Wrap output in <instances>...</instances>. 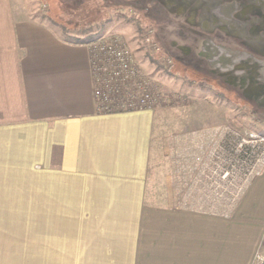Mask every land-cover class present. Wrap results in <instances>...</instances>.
<instances>
[{
    "label": "crops",
    "instance_id": "crops-1",
    "mask_svg": "<svg viewBox=\"0 0 264 264\" xmlns=\"http://www.w3.org/2000/svg\"><path fill=\"white\" fill-rule=\"evenodd\" d=\"M61 32L23 0H0V264H252L264 254V167L232 207L207 177L194 184L186 163L176 168L166 139L151 176L157 110L98 112L89 42ZM186 137L177 158L192 166L208 140Z\"/></svg>",
    "mask_w": 264,
    "mask_h": 264
},
{
    "label": "rangeland",
    "instance_id": "rangeland-1",
    "mask_svg": "<svg viewBox=\"0 0 264 264\" xmlns=\"http://www.w3.org/2000/svg\"><path fill=\"white\" fill-rule=\"evenodd\" d=\"M173 1L23 0V5L43 22L55 25L50 17L60 28L67 27L68 32L61 28V35L70 42H76L74 35L89 43L119 39L134 55L139 71L162 100L155 109L151 176L163 171L158 157L159 145L166 139L171 142L168 155H173L171 152L176 150L169 159L176 168L182 166L180 162L186 163L194 184L201 185L207 177L209 187L211 183L219 185L225 173L222 168L228 167L224 170L229 171L224 186L229 191L232 207L242 197L241 189L245 191L252 181L250 168L264 155V115L250 111L219 83L176 63L174 58L180 53L172 48V42L178 41V34L183 29L188 30L190 25L186 19L189 14H177ZM190 7L194 5L190 4ZM190 134L208 140L207 146L198 150V158L192 166L191 162L177 158L179 140ZM241 144L251 151L255 148L249 156L242 157L243 154L239 156ZM227 147L228 153L223 152ZM226 158L230 159L228 165L222 161ZM202 191L203 188L199 193ZM200 198V203L205 202Z\"/></svg>",
    "mask_w": 264,
    "mask_h": 264
},
{
    "label": "flooded vegetation",
    "instance_id": "flooded-vegetation-1",
    "mask_svg": "<svg viewBox=\"0 0 264 264\" xmlns=\"http://www.w3.org/2000/svg\"><path fill=\"white\" fill-rule=\"evenodd\" d=\"M173 2L177 14H189L186 19L190 25L188 30H181L178 41L172 42V48L180 53L174 58L176 63L219 83L250 111L264 115V105L247 100L244 92L225 77L243 64H264V0Z\"/></svg>",
    "mask_w": 264,
    "mask_h": 264
},
{
    "label": "built area",
    "instance_id": "built-area-1",
    "mask_svg": "<svg viewBox=\"0 0 264 264\" xmlns=\"http://www.w3.org/2000/svg\"><path fill=\"white\" fill-rule=\"evenodd\" d=\"M88 48L90 50L95 86L94 96L98 112L103 114L131 113L155 110L160 105L162 100L159 93H155L148 79L139 71L134 55L122 45L119 39L93 41L88 44ZM164 102H166V99ZM252 138L256 137L252 136ZM240 148L242 149L239 156L243 154L241 155L242 157H247L253 152L255 147H252L253 150L251 151L249 147L241 144ZM223 152L228 153V147ZM210 159H212V156ZM226 159L222 161L228 165L227 163H229L228 160L230 159ZM257 159V162L250 168V175L253 178L259 176L261 169L264 167V155L262 158ZM224 172L221 184H211V187H215V184L217 185L216 189H219L220 194L223 193V190L229 193L224 186V183L227 184L224 181L229 176V171ZM245 182L246 180L244 184ZM243 192L244 189H241L240 193L242 194ZM262 244L264 245V231ZM252 264H264V254L260 250L255 254Z\"/></svg>",
    "mask_w": 264,
    "mask_h": 264
},
{
    "label": "water",
    "instance_id": "water-1",
    "mask_svg": "<svg viewBox=\"0 0 264 264\" xmlns=\"http://www.w3.org/2000/svg\"><path fill=\"white\" fill-rule=\"evenodd\" d=\"M230 85L240 88L244 97L264 105V64H243L233 74L225 75Z\"/></svg>",
    "mask_w": 264,
    "mask_h": 264
},
{
    "label": "trees",
    "instance_id": "trees-1",
    "mask_svg": "<svg viewBox=\"0 0 264 264\" xmlns=\"http://www.w3.org/2000/svg\"><path fill=\"white\" fill-rule=\"evenodd\" d=\"M49 20H51L52 22H53V24H55L56 26H58L57 25V22H55V21H53V19H51L50 17H49ZM59 27V26H58ZM62 28V30H64V31H66V32H68L67 30H68V28L66 27H61ZM80 33H82V32H80ZM84 33V32H83ZM82 33V34H83ZM68 34V33H67ZM81 34V35H82ZM71 37H72V34L70 35ZM73 37H75L76 39H74V41H76L77 43H80V42H82V40L80 39V37L81 36H78V35H74Z\"/></svg>",
    "mask_w": 264,
    "mask_h": 264
}]
</instances>
